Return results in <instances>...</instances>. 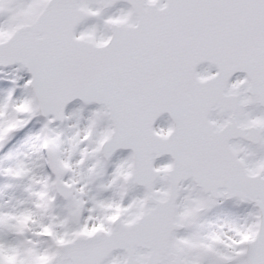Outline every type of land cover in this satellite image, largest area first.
I'll return each instance as SVG.
<instances>
[{"label": "snow or ice", "instance_id": "obj_1", "mask_svg": "<svg viewBox=\"0 0 264 264\" xmlns=\"http://www.w3.org/2000/svg\"><path fill=\"white\" fill-rule=\"evenodd\" d=\"M0 80L72 211L52 264H264V0H0Z\"/></svg>", "mask_w": 264, "mask_h": 264}, {"label": "rangeland", "instance_id": "obj_2", "mask_svg": "<svg viewBox=\"0 0 264 264\" xmlns=\"http://www.w3.org/2000/svg\"><path fill=\"white\" fill-rule=\"evenodd\" d=\"M10 86V84H6L5 81L0 80V95H3L6 92L7 87ZM15 94H20L19 88H17ZM77 104L78 103H74L70 105L66 112L71 111ZM84 116H87V111H85ZM42 123L43 119L33 117L20 132L11 134L7 142L0 146V161H2V163H0V167L14 165L17 160L28 161L31 159L35 164L34 171L38 172L41 178L45 173L48 174L49 187L43 197L46 201V204L43 207L47 218L43 220V223L47 224L49 220H52L54 223L53 231L47 234L37 235V230V232H25L23 235H17L13 229L9 230L7 228L6 231L3 228L0 229V236L4 239L11 240L16 246L31 251H44L45 248L53 251L54 245L57 244L55 237L57 216L64 215L68 217L70 212H72L68 208L67 202L61 201L54 193L53 183L51 182L50 173L46 163V156L35 150L39 143V141L35 139V135L40 130ZM73 123H75L74 120H69L64 121L63 124L57 123V125L59 128L67 130V125ZM85 123L86 120L82 119L79 126L83 127ZM24 153H28V155L24 156ZM122 154L124 153H119L118 155ZM78 158V154L74 155L72 157L73 162ZM113 159H116V156H114ZM167 160L168 159H163L156 164L164 163ZM29 166L32 165L29 164ZM109 171H111V168H109ZM67 175L68 174H66L65 178H67ZM23 180V183L16 185L13 183V179L11 177L0 175V188H2L3 191V195L0 196V208L4 209L5 207H10L13 204H18L20 201H24L26 205L27 201L25 198L29 195V193H32L33 200H37V197L40 195L39 190L41 186L37 184L35 185V188H33L30 186L31 182L28 180V177H24ZM89 187H91L94 191V186L90 185ZM104 195L108 194L105 193ZM9 197H11V199H9ZM5 201H7V205L4 204ZM85 215H87V213H85ZM219 216L222 221L224 219V214L219 213Z\"/></svg>", "mask_w": 264, "mask_h": 264}, {"label": "clouds", "instance_id": "obj_3", "mask_svg": "<svg viewBox=\"0 0 264 264\" xmlns=\"http://www.w3.org/2000/svg\"><path fill=\"white\" fill-rule=\"evenodd\" d=\"M24 162L35 167V164L31 159ZM11 178L13 179V183L16 185L24 182V176ZM28 180L31 182L30 186L33 188H35V185L37 184L41 186L39 190L40 195L37 197V200H33L32 193H29V195L25 198L27 201L26 205L24 201H20L18 204L5 207L4 210L6 212L12 213V229L17 235H23L25 232H37V230V235L50 233L54 229L53 221L49 220L47 224L43 223V220L47 218L43 207L46 204V201L43 199V197L49 187L48 174L45 173L41 178L39 173L35 172L34 178H28ZM2 195L3 191L2 188H0V196ZM9 199H11V197H9ZM4 204L7 205V201H5ZM8 219V217H5L3 220L5 224L3 229L5 231L7 229L6 225ZM55 254V251L45 248L41 255L37 258L35 256V251L25 250L19 246H16V251L13 252H9L7 249L0 250V264H18V260L21 259L23 260L24 264H52Z\"/></svg>", "mask_w": 264, "mask_h": 264}, {"label": "water", "instance_id": "obj_4", "mask_svg": "<svg viewBox=\"0 0 264 264\" xmlns=\"http://www.w3.org/2000/svg\"><path fill=\"white\" fill-rule=\"evenodd\" d=\"M74 102H79V101H74ZM74 102H72V103H74ZM72 103H70L69 105H71ZM69 105H68V106H69ZM68 106H67V107H68ZM67 107H66V109H67ZM58 122H59V121H58ZM59 123H63V122H59ZM18 130H19V129H18ZM18 130H17V131H18ZM124 151H127V150H124ZM163 158H169V157H168L167 155H164V156L158 157L156 161H159V160H161V159H163ZM156 161H155V162H156ZM55 189H56L57 194H58L63 200H66V201L68 200V197L66 196V194H64V193L59 189V187H57L56 185H55ZM71 215H72V213L70 214V216H71ZM58 247H59V246L56 247V252H57V250H58Z\"/></svg>", "mask_w": 264, "mask_h": 264}]
</instances>
